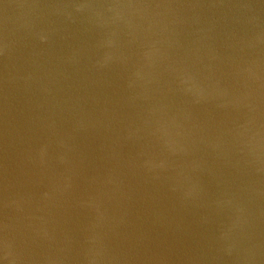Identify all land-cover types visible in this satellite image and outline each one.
Masks as SVG:
<instances>
[{
  "label": "water",
  "instance_id": "obj_1",
  "mask_svg": "<svg viewBox=\"0 0 264 264\" xmlns=\"http://www.w3.org/2000/svg\"><path fill=\"white\" fill-rule=\"evenodd\" d=\"M0 264H264V0H0Z\"/></svg>",
  "mask_w": 264,
  "mask_h": 264
}]
</instances>
